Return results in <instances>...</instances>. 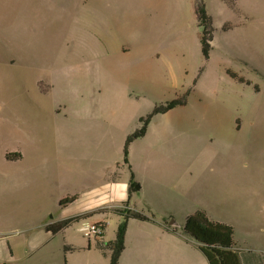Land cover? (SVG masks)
I'll return each instance as SVG.
<instances>
[{
    "label": "rangeland",
    "instance_id": "rangeland-1",
    "mask_svg": "<svg viewBox=\"0 0 264 264\" xmlns=\"http://www.w3.org/2000/svg\"><path fill=\"white\" fill-rule=\"evenodd\" d=\"M203 1L215 27L208 61L197 0H0V264L68 262L63 235L29 257L4 183L132 175L139 207L178 223L203 208L264 256V0ZM188 92L132 145L130 170L124 147L140 119ZM84 128L87 140L67 145L64 134ZM119 223L107 219L106 240Z\"/></svg>",
    "mask_w": 264,
    "mask_h": 264
},
{
    "label": "crops",
    "instance_id": "crops-1",
    "mask_svg": "<svg viewBox=\"0 0 264 264\" xmlns=\"http://www.w3.org/2000/svg\"><path fill=\"white\" fill-rule=\"evenodd\" d=\"M231 2L234 3L232 0ZM81 113L85 118L83 107ZM151 125L148 128V133ZM87 136L86 128L81 130L80 135L71 132L64 134L67 145L71 147L87 140ZM22 159H24L23 156L20 160ZM79 160L78 163L81 166L86 158H83L81 154ZM70 163L71 159H69ZM130 182L131 180L120 183H4L3 195L14 208L15 214L18 215L16 219L24 220V222H16L13 228H15L14 231H18L17 233L26 234L29 257H35L38 252L54 242L58 236L63 235L65 236V243L68 244L65 248L68 252L67 264H110V255L99 250L98 242H111V240L108 241L104 238L108 229L107 219L116 215L120 218L121 223L122 217L116 214V211L123 210L124 204L129 201V210L154 216L155 222L131 221L129 223L126 250L120 259V264H138L131 251L133 247L143 253L147 259L163 258V264H209L197 244L182 235L183 226L189 217L185 222L178 223L174 221L172 215L166 217L163 213L156 214L153 211V204L144 208L139 207L140 197L138 196L143 191L144 186L138 183L139 188L130 197ZM72 197H75L73 203L65 207L61 206L62 201ZM198 211H204L207 214L203 208ZM90 213L95 214L74 224L76 227L72 225L58 234H53L47 230L49 226L58 222ZM208 217L213 219L209 215ZM84 223L104 224L103 236L96 239L86 238L81 232ZM34 236L38 237L34 239L32 238ZM8 247L10 248V246ZM10 253L14 255L12 249H10Z\"/></svg>",
    "mask_w": 264,
    "mask_h": 264
},
{
    "label": "trees",
    "instance_id": "trees-1",
    "mask_svg": "<svg viewBox=\"0 0 264 264\" xmlns=\"http://www.w3.org/2000/svg\"><path fill=\"white\" fill-rule=\"evenodd\" d=\"M196 15L199 27L202 30L200 40L202 54L204 59L208 61L213 50L212 44L215 37V27L213 19L203 0L197 1ZM231 76L233 79L244 83V81L239 79L238 76L234 74ZM188 95L189 92L177 100L165 105L157 106L150 115L146 118L140 119L139 128L127 138L124 147V162L125 165L129 166L130 170H132L129 162L132 144L147 135L148 128L155 116L167 114L177 107L186 105ZM12 156L13 155H9L8 159L13 160L11 158ZM14 156L17 160L22 158V155L19 153ZM130 183L131 197L132 194L136 192L139 185L135 182V177L133 175ZM74 201L75 197L65 199L62 201L61 206L65 207ZM124 206L123 210L116 211V214L122 217V222L117 229L115 240L111 242H98L99 250L104 254L110 255V264H120V259L126 250V237L128 226L131 221L155 222L154 216H148L142 212L129 210V201L126 202ZM94 214L95 213H90L58 222L49 226L47 230L53 234H58L81 220L92 217ZM167 230L170 231L169 229ZM182 235L189 241L197 244L199 250L206 257L209 264H255L256 260H260L264 264V256L237 247L235 241L236 232L232 226L210 219L204 211H198L186 220L182 229Z\"/></svg>",
    "mask_w": 264,
    "mask_h": 264
},
{
    "label": "built area",
    "instance_id": "built-area-1",
    "mask_svg": "<svg viewBox=\"0 0 264 264\" xmlns=\"http://www.w3.org/2000/svg\"><path fill=\"white\" fill-rule=\"evenodd\" d=\"M81 232L84 236L88 239H96L103 236L105 232V225L104 224H90L84 223Z\"/></svg>",
    "mask_w": 264,
    "mask_h": 264
},
{
    "label": "water",
    "instance_id": "water-1",
    "mask_svg": "<svg viewBox=\"0 0 264 264\" xmlns=\"http://www.w3.org/2000/svg\"><path fill=\"white\" fill-rule=\"evenodd\" d=\"M139 188V187H138ZM174 225H178L177 223H173Z\"/></svg>",
    "mask_w": 264,
    "mask_h": 264
}]
</instances>
